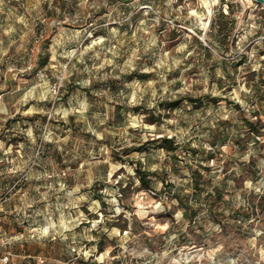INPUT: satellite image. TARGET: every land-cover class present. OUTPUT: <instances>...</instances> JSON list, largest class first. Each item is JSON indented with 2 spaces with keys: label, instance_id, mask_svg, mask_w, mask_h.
<instances>
[{
  "label": "rangeland",
  "instance_id": "obj_1",
  "mask_svg": "<svg viewBox=\"0 0 264 264\" xmlns=\"http://www.w3.org/2000/svg\"><path fill=\"white\" fill-rule=\"evenodd\" d=\"M0 264H264V5L0 0Z\"/></svg>",
  "mask_w": 264,
  "mask_h": 264
},
{
  "label": "trees",
  "instance_id": "obj_2",
  "mask_svg": "<svg viewBox=\"0 0 264 264\" xmlns=\"http://www.w3.org/2000/svg\"><path fill=\"white\" fill-rule=\"evenodd\" d=\"M229 7H230V5H229ZM230 9H231V8H230ZM219 29H220V30H223V26L220 25ZM200 44H201L202 46H204V48H205L208 52H210V48H209L208 46L203 45V43H202L201 41H200ZM178 103H179V101H178V100H175V101L169 102V103L167 104V106H168L169 109H174V108L177 107ZM250 124H251L252 127H254V130H255L256 132H259V131H260L259 128L256 127V126H257V123H255L254 121H250ZM163 141H166L167 143H164V144L162 145V147H166L168 150H173L174 147H172V146H173V145H172V144H173V140H172V138H167V137H165V138H163ZM168 143H170L171 145H168ZM141 182H142V184H143L144 186H148V185H149V179H147L146 177H141ZM220 196H222V195H220Z\"/></svg>",
  "mask_w": 264,
  "mask_h": 264
},
{
  "label": "water",
  "instance_id": "obj_3",
  "mask_svg": "<svg viewBox=\"0 0 264 264\" xmlns=\"http://www.w3.org/2000/svg\"><path fill=\"white\" fill-rule=\"evenodd\" d=\"M258 4L264 5V0H255Z\"/></svg>",
  "mask_w": 264,
  "mask_h": 264
},
{
  "label": "bare ground",
  "instance_id": "obj_4",
  "mask_svg": "<svg viewBox=\"0 0 264 264\" xmlns=\"http://www.w3.org/2000/svg\"><path fill=\"white\" fill-rule=\"evenodd\" d=\"M209 2V1H208Z\"/></svg>",
  "mask_w": 264,
  "mask_h": 264
}]
</instances>
